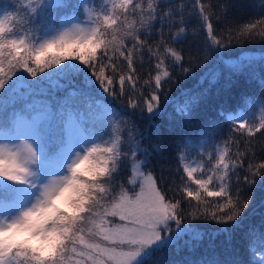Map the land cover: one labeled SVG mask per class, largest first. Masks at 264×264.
I'll use <instances>...</instances> for the list:
<instances>
[{
	"label": "snow or ice",
	"instance_id": "snow-or-ice-1",
	"mask_svg": "<svg viewBox=\"0 0 264 264\" xmlns=\"http://www.w3.org/2000/svg\"><path fill=\"white\" fill-rule=\"evenodd\" d=\"M235 7L233 0H0V129L8 130L0 135V264H168L158 254L252 241L247 193L264 189V141H256L264 136V77L258 99L221 114L230 124L222 138L216 119L184 130L207 90L187 93L150 150L139 126L159 133L161 98L172 85L236 46L264 43V0L246 22ZM53 11L64 13L59 24ZM232 59L231 76L258 62L247 53ZM97 92L111 100L85 123L77 102ZM37 95L39 106L28 105L34 116L16 111ZM260 229L264 250V211Z\"/></svg>",
	"mask_w": 264,
	"mask_h": 264
},
{
	"label": "trees",
	"instance_id": "trees-1",
	"mask_svg": "<svg viewBox=\"0 0 264 264\" xmlns=\"http://www.w3.org/2000/svg\"><path fill=\"white\" fill-rule=\"evenodd\" d=\"M235 4L234 14L239 22H246L250 18L257 17L260 14V0H233ZM63 12L53 11V18L63 16ZM241 53H247L256 57L257 63L253 66L251 72L245 71L242 74L231 76L225 71V66L233 62L234 57L239 56ZM261 55H264V43L256 42L245 44L243 46H236L231 49L228 56L210 63L207 68L196 70L195 76L188 78H181L179 83L171 86L170 90L166 92V99L164 96L161 98V109L164 111V116L158 119L160 124V132L157 133L155 128H149L147 124L139 125L144 132V144L142 147L149 148L156 143H159V136H166L169 131V126L174 123L171 117L178 109L184 104L188 103L190 91H204L207 90L205 102L197 110V121L189 125L186 129L187 132L195 133L196 126L199 121L205 119H216L222 123L221 138L223 134L228 132L230 124L224 119L223 114H228L233 111H239L242 104L247 103L251 97L257 99L261 94L260 80L264 77V64L259 62ZM223 73V75H221ZM15 79V78H14ZM230 82V83H229ZM11 83V82H9ZM7 88V85H6ZM45 97L47 93L44 94ZM107 94L101 95L99 92L94 93L89 99L80 100L77 102L76 109H84L93 116L89 123L99 117V113L95 111L97 105L107 104L111 98ZM43 97L37 95L32 99H25L16 107V111L20 114L33 111L28 105L34 104L39 106ZM116 103V101H112ZM255 116L258 119L260 112L259 106L255 110ZM259 113V114H258ZM11 115V110H10ZM139 138V137H138ZM256 141H264V136L257 134ZM153 163H156L153 160ZM159 165H157V168ZM247 195L252 197V203L248 210L247 223L249 226H255L256 232L253 234V239L249 243L247 238L237 239L233 245H230L227 250L221 247H214L213 245L200 246L196 250L191 247L182 251L168 250L158 256L171 264L176 261L177 264H199L201 260L218 259V260H235L240 264H260L261 249L260 245V221L261 212L264 208V189L256 187L252 189ZM211 222H209L208 231H212ZM221 242L218 240L217 244Z\"/></svg>",
	"mask_w": 264,
	"mask_h": 264
},
{
	"label": "clouds",
	"instance_id": "clouds-1",
	"mask_svg": "<svg viewBox=\"0 0 264 264\" xmlns=\"http://www.w3.org/2000/svg\"><path fill=\"white\" fill-rule=\"evenodd\" d=\"M53 236V239H52V243H55V237H54V234H50Z\"/></svg>",
	"mask_w": 264,
	"mask_h": 264
},
{
	"label": "rangeland",
	"instance_id": "rangeland-1",
	"mask_svg": "<svg viewBox=\"0 0 264 264\" xmlns=\"http://www.w3.org/2000/svg\"><path fill=\"white\" fill-rule=\"evenodd\" d=\"M256 114V113H255ZM259 114V113H258ZM92 117H94V114H93V116H91V118ZM0 135H7V134H5V133H0Z\"/></svg>",
	"mask_w": 264,
	"mask_h": 264
}]
</instances>
